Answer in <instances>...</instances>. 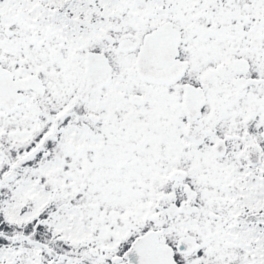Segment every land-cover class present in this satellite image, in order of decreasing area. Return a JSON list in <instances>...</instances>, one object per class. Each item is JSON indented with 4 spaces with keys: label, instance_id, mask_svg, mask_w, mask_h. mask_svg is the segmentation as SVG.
Wrapping results in <instances>:
<instances>
[{
    "label": "snow or ice",
    "instance_id": "snow-or-ice-1",
    "mask_svg": "<svg viewBox=\"0 0 264 264\" xmlns=\"http://www.w3.org/2000/svg\"><path fill=\"white\" fill-rule=\"evenodd\" d=\"M0 264H264V0H0Z\"/></svg>",
    "mask_w": 264,
    "mask_h": 264
}]
</instances>
